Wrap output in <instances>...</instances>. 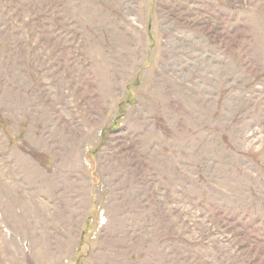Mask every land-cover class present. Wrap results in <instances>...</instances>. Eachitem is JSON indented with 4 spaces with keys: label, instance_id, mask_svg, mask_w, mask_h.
<instances>
[{
    "label": "rangeland",
    "instance_id": "1",
    "mask_svg": "<svg viewBox=\"0 0 264 264\" xmlns=\"http://www.w3.org/2000/svg\"><path fill=\"white\" fill-rule=\"evenodd\" d=\"M0 264H264V0H0Z\"/></svg>",
    "mask_w": 264,
    "mask_h": 264
},
{
    "label": "bare ground",
    "instance_id": "2",
    "mask_svg": "<svg viewBox=\"0 0 264 264\" xmlns=\"http://www.w3.org/2000/svg\"><path fill=\"white\" fill-rule=\"evenodd\" d=\"M34 179V178H33Z\"/></svg>",
    "mask_w": 264,
    "mask_h": 264
}]
</instances>
